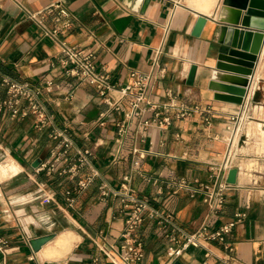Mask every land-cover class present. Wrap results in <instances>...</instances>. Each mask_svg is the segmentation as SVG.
<instances>
[{
	"label": "crops",
	"instance_id": "obj_1",
	"mask_svg": "<svg viewBox=\"0 0 264 264\" xmlns=\"http://www.w3.org/2000/svg\"><path fill=\"white\" fill-rule=\"evenodd\" d=\"M55 2L73 14V24L62 37L92 51L97 69L108 72L115 87L130 82L132 70L150 71L158 53L165 73L151 85L150 97L160 104H198L203 112L174 119L166 128L138 126L132 120L117 141L116 123L128 108L126 100L119 110L108 111L91 84L65 73L59 45L43 36L22 9L40 10ZM196 2L0 0V73L38 86L49 79L54 82L43 96L53 122L76 146L91 151L89 160L97 173L85 188L71 194L69 202L66 191L90 168L83 166L73 178L37 172L34 163L51 160L50 129H36L31 116L11 118L0 110V264H118L129 208L118 196L101 199L99 187L105 182L117 189L125 176L134 195L170 212L184 230H195L206 212L204 189L212 184L208 164L224 153L230 117L236 113L241 120L234 146L235 183L222 210L210 220L215 228L235 213H245L227 238L233 251L225 263L221 259L228 253L220 243L208 245V257L205 249L189 247L176 261L264 264V37L243 102L215 99L209 88L214 74L223 81L234 75L215 69L222 48L217 17L223 3L240 4L215 0L208 7L209 0ZM199 16L205 21L197 28ZM46 20L52 24L56 16ZM110 96L120 97L116 89ZM5 97L0 85V99ZM102 111L108 115L100 125ZM44 235L52 238L34 251L30 240ZM135 235L144 242L140 264H166L167 239L154 220L145 219ZM61 236L67 237L58 243Z\"/></svg>",
	"mask_w": 264,
	"mask_h": 264
},
{
	"label": "built area",
	"instance_id": "obj_2",
	"mask_svg": "<svg viewBox=\"0 0 264 264\" xmlns=\"http://www.w3.org/2000/svg\"><path fill=\"white\" fill-rule=\"evenodd\" d=\"M22 9L26 17L39 28L43 36L59 45L63 55L62 63L66 66L65 73L80 83L91 84L108 105V111L119 110L121 101L126 100L128 108L124 111L122 120L116 123L119 127L117 141L122 140L127 125L132 120L138 126L166 128L174 119L189 116L193 112H203L198 104L187 106L184 102L177 103L172 100L160 104L150 97L151 85L165 73V69L159 65L158 53L154 56L150 71L132 70L130 82L115 87L111 82L110 74L97 69L92 51L70 44L62 37L73 24V14L65 6L60 2H55L40 10L26 7ZM51 14L56 16V20L49 24L46 18ZM0 85L6 89V97L0 99V110L7 111L11 118L31 116L36 129H50L48 136L53 141L50 149L51 160L37 165L35 168L37 172L45 170L48 175L56 172L59 175L67 174L73 178L83 166L90 168V173L86 177L79 179L75 187L66 191L67 200L72 202L71 194L85 188L97 173L89 160L91 151L76 146L66 132L56 127L53 122V115L48 111L43 96L52 91L55 86L54 82L49 79L45 81L44 86H38L0 73ZM114 89L120 95L118 99L110 96V91ZM108 111L100 112L98 119L100 125L105 123ZM205 119L209 120L208 117ZM240 120L239 113L231 115L226 149L219 160L214 159L208 164L212 184L207 189H204L202 185L199 186L204 189L202 201L206 205V212L200 225L193 231L181 228L170 212H163L151 206L146 199L134 195L127 186V176L124 177V183L117 189L110 187L105 182L100 184L101 199H105L108 195L118 196L122 206L129 208L121 233L122 243L118 264H140L143 260L145 256L144 242L135 235V231L147 218L155 221L158 230L167 239L166 255L168 259L166 264H173L189 247L205 249V255L208 257L211 254L208 245L213 243L222 244L223 250L228 254L221 260L225 263L228 261L230 253L233 251V245L227 238L235 225L244 219L245 213L237 212L232 220L215 228L210 227V220L222 210L229 190L234 187V184L227 182V174L234 166V146L239 139L237 137L239 136ZM134 151L136 150L134 149ZM202 264L209 263L206 259Z\"/></svg>",
	"mask_w": 264,
	"mask_h": 264
},
{
	"label": "water",
	"instance_id": "obj_3",
	"mask_svg": "<svg viewBox=\"0 0 264 264\" xmlns=\"http://www.w3.org/2000/svg\"><path fill=\"white\" fill-rule=\"evenodd\" d=\"M148 1L145 0L146 3ZM238 4L233 6L223 3L217 17L220 22L217 41L222 48L217 55L215 69L234 75L228 76V81H223L219 78L222 76L215 73L209 81V88L215 92V99L241 104L264 37V0H238ZM204 21L205 17L199 16L197 28ZM191 69L193 71L194 67ZM34 165L37 166V162ZM235 176L236 169H230L227 182L234 184ZM51 238L52 235L34 238L30 240V245L37 251ZM173 264L180 263L175 261Z\"/></svg>",
	"mask_w": 264,
	"mask_h": 264
},
{
	"label": "bare ground",
	"instance_id": "obj_4",
	"mask_svg": "<svg viewBox=\"0 0 264 264\" xmlns=\"http://www.w3.org/2000/svg\"><path fill=\"white\" fill-rule=\"evenodd\" d=\"M215 0H209L208 7H212L214 5ZM65 237L67 236H61L59 239H57L58 243H62L65 241Z\"/></svg>",
	"mask_w": 264,
	"mask_h": 264
},
{
	"label": "rangeland",
	"instance_id": "obj_5",
	"mask_svg": "<svg viewBox=\"0 0 264 264\" xmlns=\"http://www.w3.org/2000/svg\"><path fill=\"white\" fill-rule=\"evenodd\" d=\"M191 1H194V2H196V1H197L196 3H199V2H200V0H191Z\"/></svg>",
	"mask_w": 264,
	"mask_h": 264
}]
</instances>
